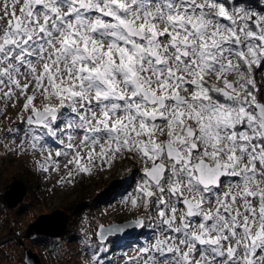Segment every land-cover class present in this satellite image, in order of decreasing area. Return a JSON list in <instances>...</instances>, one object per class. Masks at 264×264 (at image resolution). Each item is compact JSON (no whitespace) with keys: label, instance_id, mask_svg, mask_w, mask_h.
Listing matches in <instances>:
<instances>
[{"label":"snow or ice","instance_id":"6c2138e0","mask_svg":"<svg viewBox=\"0 0 264 264\" xmlns=\"http://www.w3.org/2000/svg\"><path fill=\"white\" fill-rule=\"evenodd\" d=\"M12 111L0 148L63 164L60 187L143 166L155 228L129 264H264V0H0Z\"/></svg>","mask_w":264,"mask_h":264},{"label":"rangeland","instance_id":"374dc122","mask_svg":"<svg viewBox=\"0 0 264 264\" xmlns=\"http://www.w3.org/2000/svg\"><path fill=\"white\" fill-rule=\"evenodd\" d=\"M17 115L12 111L8 119L0 118V127L11 128L17 123ZM4 142L11 144L12 140ZM36 159L10 155L0 148V264H26L25 249L37 254L42 264H94V254L103 259V264H129L141 254L155 225L148 226L151 218L144 210L131 207L142 175L139 162L118 160L90 176L77 177L75 185L60 187L57 178L64 172L63 164L59 173H44L36 167ZM15 180L26 185L27 195L18 207L10 209L3 195ZM73 198L76 200L72 202ZM58 210L69 217L62 237H27L30 225L40 216ZM140 218L145 220L141 234L129 238L110 236L105 242L97 238L100 226Z\"/></svg>","mask_w":264,"mask_h":264},{"label":"water","instance_id":"95a60500","mask_svg":"<svg viewBox=\"0 0 264 264\" xmlns=\"http://www.w3.org/2000/svg\"><path fill=\"white\" fill-rule=\"evenodd\" d=\"M26 195H27L26 185L20 180H15L10 185V189L4 193L3 199L10 209H14L18 207L21 202H23ZM68 220H69L68 215L60 210L55 211L53 214H44L30 225V228L27 231V237L31 239L36 238L37 235H43L51 238L62 237L67 230ZM135 224L136 221L132 220V221L124 222L122 224L100 226L107 229L110 227H115L117 225H120L125 227V231L118 235L111 233L106 234L104 240L99 239V232H98L97 238L99 241L105 242L110 236L129 238L133 235L141 234L143 226L136 227ZM25 263L42 264L38 255L32 253L30 249H25Z\"/></svg>","mask_w":264,"mask_h":264},{"label":"bare ground","instance_id":"6f19581e","mask_svg":"<svg viewBox=\"0 0 264 264\" xmlns=\"http://www.w3.org/2000/svg\"><path fill=\"white\" fill-rule=\"evenodd\" d=\"M80 182H81V181H80ZM80 182H79V183H80ZM72 192H74V191H72ZM75 200H76V199H75V198H73L72 202H73V201H75Z\"/></svg>","mask_w":264,"mask_h":264}]
</instances>
